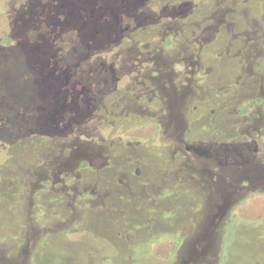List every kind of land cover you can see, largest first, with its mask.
I'll list each match as a JSON object with an SVG mask.
<instances>
[{
    "label": "rangeland",
    "instance_id": "374dc122",
    "mask_svg": "<svg viewBox=\"0 0 264 264\" xmlns=\"http://www.w3.org/2000/svg\"><path fill=\"white\" fill-rule=\"evenodd\" d=\"M263 194L264 0H0V264H264Z\"/></svg>",
    "mask_w": 264,
    "mask_h": 264
},
{
    "label": "trees",
    "instance_id": "16d2710c",
    "mask_svg": "<svg viewBox=\"0 0 264 264\" xmlns=\"http://www.w3.org/2000/svg\"><path fill=\"white\" fill-rule=\"evenodd\" d=\"M149 31H150L149 28L146 29V32H148V34H149ZM119 39H123V41L129 40V38L124 40V38H122V37L121 38L119 37ZM14 40L15 39L13 38V36H8L2 40V44H6V45L16 44L17 41L16 40L14 41ZM166 43H168V39H166ZM144 101H146L145 98H143V100L140 101L139 103H143ZM133 120H135L134 122L136 124L132 125L130 127V129H127L125 131L126 135H129V136L137 138V139H143V140L146 138L151 139L156 135L158 128H159L158 124L156 122L151 121V120H147V119H143V120L138 122V120H136L135 116L133 117ZM254 196H258V194L246 197L244 200H242L236 206L237 211L239 212L241 217H244L246 219H252V220L262 217V215H256V210H254L253 207H251V205L257 201V200H255ZM249 204H251V205L249 206ZM258 206H259L258 210L262 211L264 214V198L261 199ZM178 245H179V243H178ZM178 245H177V247H178ZM175 249H176V246H175L174 242L169 240L166 242L155 243L154 248L152 250H153V253L157 257L167 259V258H170L171 254H173V251Z\"/></svg>",
    "mask_w": 264,
    "mask_h": 264
}]
</instances>
